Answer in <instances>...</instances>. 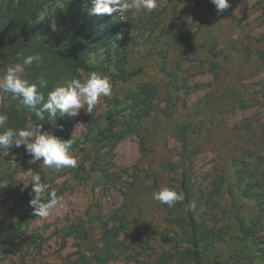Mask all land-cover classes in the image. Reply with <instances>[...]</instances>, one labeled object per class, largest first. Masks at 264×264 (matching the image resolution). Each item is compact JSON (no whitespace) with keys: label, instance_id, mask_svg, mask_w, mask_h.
I'll list each match as a JSON object with an SVG mask.
<instances>
[{"label":"rangeland","instance_id":"1","mask_svg":"<svg viewBox=\"0 0 264 264\" xmlns=\"http://www.w3.org/2000/svg\"><path fill=\"white\" fill-rule=\"evenodd\" d=\"M6 1L24 5L23 0ZM229 2L236 19L227 10L217 14L210 0H158L152 12L123 17L117 12L124 66L143 70L122 79L119 69L106 62L96 72L66 73L61 84L97 73L113 86L110 96L99 99L92 118L83 108L69 117L70 133L86 138L83 149H71L76 168L55 171L30 159L34 167L23 169L17 159L26 153L23 147L5 152L1 223L17 219L30 206L29 172L41 175L45 195L60 191L64 199L47 219L35 216L24 225L9 254L2 251L0 235V264H93L98 255L105 256L102 222L109 219L110 226L125 225L118 236L123 242L116 249L119 255L109 264H154L165 252L177 256L192 248L187 206L177 202L168 207L152 194L163 186L178 188L184 168L190 172L196 223L209 235L200 241V249L207 246L202 264H216V257L225 264H264L256 244L243 243L240 229L244 220L264 244V210L227 188L239 167L248 168L249 175L264 173V0ZM73 9L63 2L55 8L48 4L40 17L58 32H73L78 27ZM92 17L103 28L104 15ZM104 59L99 47L90 61ZM146 82L158 87L157 95L148 98L153 108L146 116L132 117L127 129L121 122L129 117L131 93ZM110 112L116 118L114 130L127 129L121 139L99 133L109 125ZM184 123L190 124L189 148H198L186 162L179 136ZM28 126L34 128L31 122ZM96 161L105 165L108 176L91 168ZM216 184L221 191L214 192Z\"/></svg>","mask_w":264,"mask_h":264},{"label":"trees","instance_id":"2","mask_svg":"<svg viewBox=\"0 0 264 264\" xmlns=\"http://www.w3.org/2000/svg\"><path fill=\"white\" fill-rule=\"evenodd\" d=\"M23 7L16 5L13 2L0 0V68L4 70L7 66L18 62L19 59L31 54H39L42 56V62L36 65L35 62L26 68V75L31 81H35L38 76L45 75L48 80V86L41 91L45 96L55 86L61 85L66 73H76L78 70H84L88 73L96 72L103 69L105 63L114 64L119 69L118 77L128 79L129 77L139 75L142 68L127 70L124 66V50L121 48V42L117 38L120 23L117 12L112 15H104L102 26L97 28L93 24V15H90L88 9L92 6L91 0L86 2L83 0H23ZM71 5L77 24V30L73 32H58L49 22H43L40 17L42 10L48 4L51 7H58L61 3ZM88 5V7H84ZM227 13L233 19H236L233 12L227 9ZM99 47L104 48L105 59L103 62L92 63L90 61L91 54L98 50ZM158 93V87L153 83H143L140 89L131 93V101L129 107L131 111L129 117L125 118L121 124L127 125V129L133 126L132 117L135 115L140 118L150 113L153 105L148 102V98L155 97ZM0 112L8 115V127L23 128L31 122L34 127L41 126L43 131L52 133L64 140L72 139L74 143L72 148L83 149V144L86 138L75 137L70 133V120L68 116L56 117L55 120H50L45 114V119L40 120L34 113L19 104V101H12L10 96H0ZM93 112L89 113L88 117L92 118ZM114 113L110 112L107 115L109 125L105 129H101L99 133L106 138L113 134L116 140L121 139L127 129L122 132L114 130L116 127V118ZM190 124L184 123L179 131V136L182 141L183 161L189 153L197 152L198 148L190 149L188 140V131ZM124 133V134H123ZM7 149H0V184L6 177L3 160ZM17 159L20 160L23 169L34 167L31 163V157L27 154H18ZM91 168L100 170L103 175L108 176L109 171L105 165L96 161L92 163ZM248 168L239 167L235 172V180L233 184L227 186L232 196L240 193L244 197L254 201L261 210H264V173L258 177L255 174H247ZM180 184L178 188L174 186L179 193H182L184 200L182 203L187 206L188 216L190 218L191 236L190 241L192 248L182 250L176 256L173 253H163L158 261L154 264H202L204 263V248L200 249V241L208 239L209 235L204 236L200 232V227L196 223L194 211L191 205L193 204L192 184L190 180V172L188 168H184L181 173ZM221 184L215 185L214 192L221 191ZM61 192L58 191L57 195ZM35 217L32 206H29L22 215L17 219H7L5 223L0 222V235L4 237L1 240V248L4 254H9L15 248L16 241L22 232L23 226L30 222ZM110 219L102 222L103 240L105 243V256L98 255L96 262L93 264H109V262L118 257L116 249L122 246V241L118 239L119 233L125 227L123 223L110 226ZM240 229L242 240L245 245L256 244L259 255L264 260V244H260V237L255 229L246 227L244 220L240 221ZM78 231V230H75ZM86 236L83 234V236ZM82 236V235H81ZM214 241L208 243L212 246ZM216 264H225L219 258H215Z\"/></svg>","mask_w":264,"mask_h":264},{"label":"clouds","instance_id":"3","mask_svg":"<svg viewBox=\"0 0 264 264\" xmlns=\"http://www.w3.org/2000/svg\"><path fill=\"white\" fill-rule=\"evenodd\" d=\"M210 3L215 6L217 14H223L230 7L229 0H210ZM91 4L88 9L90 15H112L118 12L121 17L127 12H152L158 8V0H91ZM42 59L39 54H31L7 66L0 76V95L19 101L20 105L31 110L40 120H44L47 113V117L53 121L58 116H78L82 108L92 113L101 97L111 95L113 86L110 79L105 75L92 73L86 78L74 76L67 79L45 96L41 89L48 86L46 76L42 74L35 81H31L26 75V68L34 62L39 65ZM8 120V115L0 112V149L23 147L32 160L42 161L43 168L55 171L78 166V160L71 151L74 140H64L42 131L41 126H25L19 129L8 127ZM28 179L27 185H32L30 195L34 194L29 203L36 217L47 219L55 210L63 207L64 198L58 196L55 190L45 195L39 173L29 172ZM152 197L168 207L184 200L182 193L167 186L153 192ZM191 207L194 209L195 204Z\"/></svg>","mask_w":264,"mask_h":264}]
</instances>
